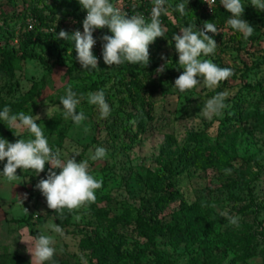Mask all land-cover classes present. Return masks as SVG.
<instances>
[{"label": "rangeland", "instance_id": "obj_1", "mask_svg": "<svg viewBox=\"0 0 264 264\" xmlns=\"http://www.w3.org/2000/svg\"><path fill=\"white\" fill-rule=\"evenodd\" d=\"M241 3L245 7L241 18L254 27L253 35L244 39L226 22L216 34L207 33L217 48L202 57L230 68L231 77L214 89L206 87L202 77H197L201 82L191 90L180 92L175 87L183 69L171 27L179 26V21L168 8L165 35L149 45L148 65L141 64L140 72L148 78L138 98L136 93L129 96L130 78L121 65H101L103 39L98 40L99 49H92L98 68L90 71L81 66L73 48L60 41L59 28L76 29L75 16L82 12L79 0H0L4 28L0 47L18 58L14 77L0 79V100L22 97L42 81L44 99L38 103L36 122L49 146L53 149L56 135H49L47 125L62 117L58 128H65V137L56 148L61 158L78 152L76 161L88 160L90 174L103 181L95 191L96 201L74 210L60 234L52 230L57 225L53 210L36 187L47 178L46 166L38 175L17 169L18 179L8 182L2 175L7 160L0 161V255L16 253L31 262L28 244L22 240L43 234L55 241V254L45 264H264V15H246L250 8L264 10L252 7L251 0ZM36 13L48 23L36 29L28 47L36 57L23 59L20 41L26 20ZM199 30L203 27L194 29ZM161 66L165 70L158 73ZM69 85L78 98L84 97L77 112L83 111L87 119L80 126L64 118L60 104ZM101 89L111 108L106 119L98 106L87 102L89 92ZM219 92L228 93L227 107L221 115L208 118L203 109ZM16 132L17 139H34L26 129ZM196 133L204 135L203 141H194ZM207 145L223 147L236 159L227 167L203 171L195 165L194 149ZM96 147L107 150L102 160L90 159ZM166 166L173 168L172 178ZM157 175L171 179L177 196L167 206L157 203L160 190L152 185ZM222 212L238 217V225H231ZM125 214L195 227L197 236L174 247L162 233L153 243L135 223L114 227V218ZM88 240H103L110 253L84 247L82 242Z\"/></svg>", "mask_w": 264, "mask_h": 264}, {"label": "clouds", "instance_id": "obj_2", "mask_svg": "<svg viewBox=\"0 0 264 264\" xmlns=\"http://www.w3.org/2000/svg\"><path fill=\"white\" fill-rule=\"evenodd\" d=\"M80 5L86 10L87 15L83 20V32L76 30L69 35L65 30L58 33L59 39L72 40L77 53L76 59L85 70L98 68V60L93 55L92 49L96 43L93 32L96 29L107 27L112 35L102 37L103 61L106 65H122L125 62L132 64L149 63V45L158 37H164L166 29L162 25L160 17L167 15L165 0H154L150 21L139 12L132 14L122 8L115 6L110 0H79ZM208 5L215 3V0H208ZM223 7L231 13V18L227 24L234 30L243 34L244 39L253 35L254 27L241 17L244 13V5L241 0H221ZM254 8L264 10V0H251ZM176 10L181 16L186 15L184 3L176 5ZM218 29L213 22H205L203 31H194L192 25L180 28V34H174L175 49L178 53V64L183 69L182 74L175 80V87L180 92H185L195 88L201 81L197 77L203 78V83L209 89L219 86L221 81L227 80L233 75L230 68H222L210 59H203L214 54L217 48L215 39L206 33L216 34ZM165 66L157 69L162 73ZM227 92H219L206 102L203 114L208 118L222 114V110L227 107L225 98ZM77 97L72 86L66 89V94L60 98L63 105L64 118L71 119L77 126H80L86 119L83 111L77 112V105L81 99ZM87 102L90 105L98 106L100 116L106 119L111 114V108L106 102L105 92L101 89L87 94ZM11 109L5 105L0 111V120L7 123L9 128L19 130L26 129L34 139H17L15 143H10L6 139L0 138V161L7 160L4 165L2 175L8 182L18 179L17 169L33 170L37 175L45 170L46 165H50L46 179H41L36 187L46 198L49 209L57 212L61 216L63 210L69 212L94 203L96 201L95 191L102 187V179H96L89 172L88 160L77 162L75 156L67 159L61 158V151L49 146L43 129L36 121L40 119L38 115H26L24 112L10 114ZM87 132L88 128L85 127ZM107 150L104 147H96L95 153L90 156L93 161L105 158ZM55 169H59L57 174ZM230 171V170H228ZM27 212V209H25ZM231 225H238V217L228 216L226 212L221 213ZM53 231L62 234L59 225H53ZM28 244L27 251L31 254V264H45L52 260L55 248L52 247L54 239L52 236L39 234L30 236L22 240Z\"/></svg>", "mask_w": 264, "mask_h": 264}, {"label": "trees", "instance_id": "obj_3", "mask_svg": "<svg viewBox=\"0 0 264 264\" xmlns=\"http://www.w3.org/2000/svg\"><path fill=\"white\" fill-rule=\"evenodd\" d=\"M131 0H110L114 5L120 4L122 2H127ZM145 4H152L154 0H141ZM216 8L215 12L212 16H208L202 9V3L200 0H167L166 8H170V10L176 12L177 19L179 21V26L172 25L171 31L175 34L178 33L181 27H186L192 25L194 29L204 27L205 22H213L217 29L223 28L228 19H230L231 14L221 7V0H216ZM179 3H184L186 8V15L181 16V14L176 10V5ZM80 9H82L80 14L75 16V28H80L83 23V14L86 12L85 9L80 5ZM246 15L248 16H262L264 15V11H256L252 8L246 10ZM38 19V24L36 25L34 30H26L22 35V39L20 41L22 48V58L23 59H33L34 56L31 52L28 51L29 45L33 42L34 37L36 36V29L41 25H47L48 20L38 13L35 15ZM130 17V16H129ZM167 15L162 14L160 20L163 24L167 22ZM150 21V19H149ZM59 25H61L59 23ZM2 26H0V40L3 37ZM65 30L71 35L72 30H69L65 26H62L58 29L59 31ZM108 28L96 29L93 32V38L95 40H101L104 35H109ZM63 39H60V41ZM66 44L73 48V51L76 53L74 48V42L72 40H64ZM104 44V43H103ZM103 47V45H102ZM176 54L177 51H176ZM18 60L17 56L13 51L0 47V79H8L14 77L15 72L13 66L15 62ZM101 65L105 66L106 64L103 61V56L101 54ZM122 68L125 69L127 77L130 78L128 85V93L129 96H132L136 93V97L140 98L143 91V85H145L148 76L145 73L141 74V69L143 66L141 64H132L125 62L121 65ZM154 82H152L153 84ZM44 90L45 84L40 81L33 85V87L22 97L16 98L13 101L0 100V111L3 110L5 105L9 106L11 109L10 114H18L20 112H24L26 115H37L38 112V103L40 100L44 99ZM62 117L57 118L53 122H49L47 125V132L49 135L55 134L56 140L53 143V150L62 146V142L65 137V128H58V124L61 122ZM143 120V118H142ZM0 138L7 139L9 142L13 143L18 138V134L15 128H9L7 123L3 120H0ZM194 141L199 142L203 141L204 135L200 133H196L192 136ZM195 165L198 166L199 169L203 171L209 170H217L230 165V163L236 159V156L230 153L228 150L224 149L220 146H205V147H196L194 149ZM51 166L46 165L47 173ZM167 171L170 174V177H173L174 170L171 166H166ZM54 171L59 174V169H55ZM152 185L160 190V195L156 198L157 203L163 206H167L170 202L176 199V195L171 190V179H166L164 176H155L152 179ZM74 211V210H73ZM73 211L69 212L67 209L63 210V215L61 216L57 212L53 211L55 221L57 225H59L62 229L67 227L70 223V219L72 217ZM114 227H117L121 223L132 224L135 223L139 232L142 233L143 236L149 238L150 240L154 239L162 234L166 233L172 241L174 247H178L182 241H187L194 239L197 236V230L195 227H182L177 223H167L163 224L162 221L158 217H150L143 218L142 216H138L137 218H133L129 214H125L122 216L115 217L112 221ZM82 245L88 249H97L100 252L105 254H109L110 250L107 244L103 240H98V243L93 241H83ZM0 264H31V262L24 256L16 253H3L0 255Z\"/></svg>", "mask_w": 264, "mask_h": 264}, {"label": "built area", "instance_id": "obj_4", "mask_svg": "<svg viewBox=\"0 0 264 264\" xmlns=\"http://www.w3.org/2000/svg\"><path fill=\"white\" fill-rule=\"evenodd\" d=\"M200 1L202 3L203 11L208 16H212L215 12L216 4H217L216 0H215V3L211 5V8L209 7V5L207 3L208 0H200ZM115 6L122 8V10L126 11L129 16H131L132 14H135L136 12H139L145 16L146 20H149L151 17V11H152V8L154 6V2L150 5H148V4L143 3V1H141V0H131V1H127V2H122V3L117 4ZM166 6H167V0H165V8H166ZM86 15H87V12H84L83 13V20L86 18ZM37 23H38V19L36 17H33V16L29 17L26 20V30H34ZM76 30L83 32V23H82L80 28L74 29L73 32ZM203 30H204V27H203ZM99 47H100V43L96 40L94 48L99 49Z\"/></svg>", "mask_w": 264, "mask_h": 264}]
</instances>
